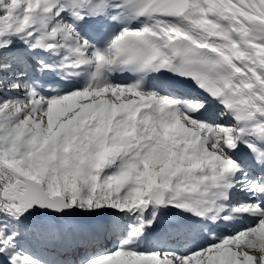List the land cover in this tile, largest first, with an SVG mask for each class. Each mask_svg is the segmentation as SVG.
I'll use <instances>...</instances> for the list:
<instances>
[{
    "label": "snow or ice",
    "instance_id": "6c2138e0",
    "mask_svg": "<svg viewBox=\"0 0 264 264\" xmlns=\"http://www.w3.org/2000/svg\"><path fill=\"white\" fill-rule=\"evenodd\" d=\"M0 264H264V0H0Z\"/></svg>",
    "mask_w": 264,
    "mask_h": 264
}]
</instances>
